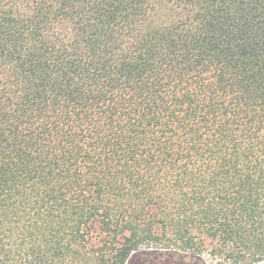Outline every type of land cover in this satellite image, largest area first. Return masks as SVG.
<instances>
[{
  "label": "trees",
  "instance_id": "1",
  "mask_svg": "<svg viewBox=\"0 0 264 264\" xmlns=\"http://www.w3.org/2000/svg\"><path fill=\"white\" fill-rule=\"evenodd\" d=\"M204 252L264 264V0H0V264Z\"/></svg>",
  "mask_w": 264,
  "mask_h": 264
},
{
  "label": "rangeland",
  "instance_id": "2",
  "mask_svg": "<svg viewBox=\"0 0 264 264\" xmlns=\"http://www.w3.org/2000/svg\"><path fill=\"white\" fill-rule=\"evenodd\" d=\"M174 18V13L172 11V8L169 6H162L158 7L155 14L151 17L149 21L150 27H161L170 21H172ZM202 257L206 261V264H217V259L213 258L208 252H204L202 254ZM177 264H195L194 262H179Z\"/></svg>",
  "mask_w": 264,
  "mask_h": 264
}]
</instances>
